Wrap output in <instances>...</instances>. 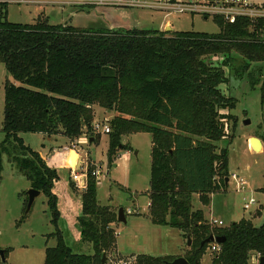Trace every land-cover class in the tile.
<instances>
[{
  "label": "trees",
  "instance_id": "1",
  "mask_svg": "<svg viewBox=\"0 0 264 264\" xmlns=\"http://www.w3.org/2000/svg\"><path fill=\"white\" fill-rule=\"evenodd\" d=\"M8 5L0 2V62L14 82L5 84L0 180L7 155L31 188L47 196L56 245L46 248L45 264H102L104 256L107 264L111 253L118 255L113 226L119 223L118 211L100 202L91 173L80 194L75 249L59 226L56 183L63 168L76 165L78 154L54 147L46 161L21 136L64 135L74 142L87 135L95 141L97 108L114 114L108 133L110 163L120 150L130 149L124 136L153 135L148 215L153 224L192 238L184 255L191 264H201L210 246L202 243L211 235L226 237L221 251L212 253L211 264H251L253 255L264 256V223L253 222L259 212L229 226H212L192 204L198 194L209 205L212 194L227 185L229 153L219 142L226 136L223 119L232 115L222 111L234 109L236 99L221 85L247 79L264 90V21L239 18L229 23L216 16L218 33L81 29L52 23L49 17L13 23L7 19ZM27 202L28 195L25 210ZM176 257L138 254L121 264H166Z\"/></svg>",
  "mask_w": 264,
  "mask_h": 264
},
{
  "label": "rangeland",
  "instance_id": "2",
  "mask_svg": "<svg viewBox=\"0 0 264 264\" xmlns=\"http://www.w3.org/2000/svg\"><path fill=\"white\" fill-rule=\"evenodd\" d=\"M249 1L257 4L264 3V0ZM84 7L86 6L67 7L62 12L61 9L39 0L38 3H9L7 19L13 23H34L48 15L52 23L65 24L67 22L81 29L110 28L107 21H112L115 28L125 29L151 28L167 31L166 26L170 25L172 27L168 30L171 29L174 32L218 33L220 31L219 24L212 16L205 18L198 14L111 7L106 12V21L102 18V12L96 10L97 8ZM81 8L85 9L90 18L86 12L83 13L84 11L69 17L72 11H79ZM7 80L14 82L4 63L0 62V145L5 138L3 121ZM221 88L225 94L232 95L236 99L234 109L230 112L222 111L232 116L223 119L226 136L219 142L220 148H228L229 182L212 194L209 205L202 204L199 195L194 194L193 208L202 209L207 222L212 217L222 220L224 226H229L242 218H250L256 210L261 209V215L253 220L256 226H261L264 222V192L261 191L264 188V148L256 151L249 146V142L252 137H258L264 143V90L261 85L253 88L247 79H231L230 83L222 84ZM112 114V112L97 108L95 122L110 123ZM247 120L250 122L246 124ZM103 126L97 130L99 133L94 134L97 139L92 143H90V137L87 138L85 135L75 139L74 142L69 141L64 135L47 136L42 133H22L21 136L25 143L38 151L46 161L53 153L54 147L56 149L70 148L74 151L73 143H78L79 146L77 145L75 149L83 155L82 159L86 160V165L89 168L91 166V168L101 167L102 169V176L99 179L96 178L100 202L117 211L124 208L125 211L131 210L134 214H148L153 135L141 132L124 136L122 142L128 144L130 149L120 150L115 162L110 163V139L109 134L104 132ZM65 163L69 165V160ZM69 171H64L66 177L56 183V192L61 214L59 226L67 243L75 249L79 235L77 223L73 221L74 214L79 210V203L76 201L71 206L68 201L70 198L71 203H74L77 194H82V192L74 184L70 185L72 173ZM233 173L245 180L244 190H237V182L230 176ZM30 188V181L16 166L12 165L9 157L4 155L0 180V249L8 250L7 264H45L46 248L56 245V238L50 236L55 231V227L51 222L52 215L44 193L35 199L31 211L25 216V199ZM251 198H254L256 202L247 209L245 204ZM127 212L128 222L114 225L119 234L117 244L120 254L111 253L107 264H121L124 261L133 260L131 257L133 252H137L136 250L147 251L148 254L159 256L164 254L163 252L182 251L188 246L187 240L180 242L178 236L180 231L177 228L169 229L151 224L152 231L140 233V228L133 229L135 220L132 217L134 215L127 214ZM160 228L162 230H159ZM128 229L134 230V233L130 232L129 235ZM169 231L171 234L167 235ZM137 243L139 246H136ZM92 251V249L88 250L90 253ZM212 259V252L207 250L202 257L201 264H211ZM0 264H2L1 259Z\"/></svg>",
  "mask_w": 264,
  "mask_h": 264
},
{
  "label": "built area",
  "instance_id": "3",
  "mask_svg": "<svg viewBox=\"0 0 264 264\" xmlns=\"http://www.w3.org/2000/svg\"><path fill=\"white\" fill-rule=\"evenodd\" d=\"M47 5L59 6L60 8L72 7V6H86V7H123L131 9H141L152 12H166V13H176V14H198L208 18L212 16L222 17L225 21L229 23H236L239 18H245L251 20V22L264 21V3L257 4L250 2L249 0H39ZM0 2L6 3H38V0H0ZM84 7V8H86ZM105 133H110L112 128L110 123H101L96 121L93 125L95 133H99L101 126ZM87 136V135H85ZM88 138V136H87ZM78 142V140H77ZM79 146L78 143H73V150L77 152L79 158H81V166L79 169L78 161L75 166L69 167L72 173V181L75 183L76 187L84 192L88 187L90 173L95 178H100L102 176L101 167H95L91 172L88 165H86V160H83V155L75 149ZM233 179L237 182V190H244L246 187L245 180L243 177L233 173ZM256 200L251 198L246 204L245 208H250L254 205ZM130 212V210H129ZM212 226H224L222 220L216 218H210L209 222ZM116 234L117 231H116ZM208 250L212 253H217L221 251V244L217 242L210 243ZM259 255H253L252 261L255 264H259Z\"/></svg>",
  "mask_w": 264,
  "mask_h": 264
},
{
  "label": "crops",
  "instance_id": "4",
  "mask_svg": "<svg viewBox=\"0 0 264 264\" xmlns=\"http://www.w3.org/2000/svg\"><path fill=\"white\" fill-rule=\"evenodd\" d=\"M53 7H56V8H58V9H61L62 10V12L65 10V8H60L59 6H54V5H52ZM67 8V7H66ZM109 8H111V7H107V8H101V7H98L96 10H98L99 12L101 11L102 12V18H104L105 20H106V12H107V10L109 9ZM90 10V9H89ZM81 11H84L83 13H85L86 11H85V9L84 8H81V10H79V11H72V13H70V15H69V17L71 18V17H73L74 15H77L79 12H81ZM86 15H87V12H86ZM97 15V14H96ZM89 18H90V15H87ZM48 17V15H46L45 16V18H47ZM107 21V20H106ZM108 22V24L110 25V28L112 29V28H115L116 26H115V24H114V22H112V21H107ZM67 23V22H66ZM171 28L172 26H170V25H167L166 26V28L168 29V28ZM112 117L110 118V119H112L113 118V116H114V114H112L111 115ZM249 146L251 147V148H253L252 146H251V143L249 142ZM263 148H264V143H263V141H262V150H263ZM69 171V168L67 169V168H63L62 170H61V175H62V173L64 172V171ZM70 172V171H69ZM69 174V173H68ZM63 177H66V174L65 173H63V176H62V179H63ZM70 182V181H69ZM55 191H57L56 189H55ZM79 194V193H78ZM77 194V198H76V200H74V203H71L72 201H71V199L69 198V194L67 195L68 196V198H69V201H68V203L71 205V206H73L75 203H76V201H78V203H79V207H80V201H81V198H80V194L78 195ZM149 205H150V199H149V204H148V207H149ZM127 212V211H126ZM259 212V214H257V216H255L254 218H253V220L256 218V217H258L259 215H261V209H258V210H256L253 214L255 215L256 213H258ZM148 213H149V211H148ZM78 214H79V210L74 214V223H75V221H76V218H77V216H78ZM127 214H131V215H134L132 218L135 220L134 221V227H133V229H135V228H140V230H139V232L141 233L142 231L143 232H145V231H147V232H149V231H152V229H151V224L152 225H155V224H153L152 222H151V220H150V217H149V215L148 214H137V213H135L134 214V212H132L131 210H130V212H129V210H128V212H127ZM252 214V215H253ZM206 217V216H205ZM126 218H127V215H126ZM210 219V218H209ZM127 222H128V219H127ZM126 222V223H127ZM264 223V222H263ZM255 224V223H254ZM115 225V224H114ZM113 225V226H114ZM159 226H162V225H159ZM164 228H171L172 229V227H169V226H163ZM114 228H115V226H114ZM176 229V228H175ZM115 230L117 231V229L115 228ZM159 230H162V228H160ZM158 231V230H157ZM180 231V233H179V240H180V242H181V240H184V242L187 240L186 239V237H184V234H183V232L181 231V230H179ZM127 232H128V234L130 235V232L131 233H134V230H132V229H128L127 230ZM171 234V231H169V233H167V235H170ZM117 235H119V234H117ZM117 238H118V236H117ZM128 238H130V237H128ZM149 244H151V243H149ZM136 246H139L138 245V243H137V245ZM138 248V247H137ZM187 250H188V246L183 250L182 249V251H179V252H172V253H170V252H163L164 254H160L159 256H184L185 254H186V252H187ZM116 251H117V254H120L119 253V251H118V244H117V248H116ZM137 252H133V254H132V257H134V256H136V255H138V254H147V255H151V254H148L147 253V251H142V250H136ZM122 255V254H121ZM153 256V255H152ZM131 257V258H132ZM251 264H255V262L253 263V261H251Z\"/></svg>",
  "mask_w": 264,
  "mask_h": 264
},
{
  "label": "water",
  "instance_id": "5",
  "mask_svg": "<svg viewBox=\"0 0 264 264\" xmlns=\"http://www.w3.org/2000/svg\"><path fill=\"white\" fill-rule=\"evenodd\" d=\"M167 31H171L167 29ZM250 121L247 120L245 121V123H249ZM94 142V138L90 139V143ZM251 146L253 147L254 150L259 151L260 149H262V140H260L258 137H252L251 138ZM81 166V158L78 159V167L77 169H79ZM229 182V178L226 179V183L228 184ZM42 191L37 190L35 188H30L27 192L28 195V202H27V206H26V210H25V214L27 215L31 209L32 206L35 202V199L41 195ZM118 222L119 223H126L127 222V218H126V211L124 210V208H120L118 211ZM226 237L224 236H215V235H211L209 238H207L206 240L203 241L202 245L204 244H210L213 242H217L220 244H223L225 242ZM192 244V238L190 236L187 237V245L190 247ZM0 259L3 263H6V253L4 249H0ZM107 258L106 256L103 257L102 260V264H105ZM166 264H191L188 259L184 256H179L176 257L174 260L172 261H167ZM259 264H264V256H260L259 257Z\"/></svg>",
  "mask_w": 264,
  "mask_h": 264
},
{
  "label": "bare ground",
  "instance_id": "6",
  "mask_svg": "<svg viewBox=\"0 0 264 264\" xmlns=\"http://www.w3.org/2000/svg\"><path fill=\"white\" fill-rule=\"evenodd\" d=\"M260 150H261V149H260ZM260 150H259V151H260ZM78 159H79V156H78V158H77V161H78Z\"/></svg>",
  "mask_w": 264,
  "mask_h": 264
}]
</instances>
